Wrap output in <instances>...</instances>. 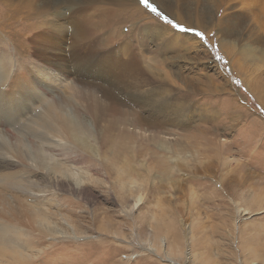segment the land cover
<instances>
[{"label": "rangeland", "instance_id": "rangeland-1", "mask_svg": "<svg viewBox=\"0 0 264 264\" xmlns=\"http://www.w3.org/2000/svg\"><path fill=\"white\" fill-rule=\"evenodd\" d=\"M185 1L216 19H179L170 0H117L67 19L14 16L0 3V50L16 71L61 77L58 92L43 83L44 97L71 96L67 110L100 153L74 150L75 167L93 179L84 198L54 195L60 233L35 237L43 250L11 264H264V52L251 60L246 41L224 38L227 20L212 0ZM238 21L241 33L255 28L247 15ZM121 116L135 122L121 144L136 185L102 166L110 144L99 134Z\"/></svg>", "mask_w": 264, "mask_h": 264}, {"label": "bare ground", "instance_id": "bare-ground-1", "mask_svg": "<svg viewBox=\"0 0 264 264\" xmlns=\"http://www.w3.org/2000/svg\"><path fill=\"white\" fill-rule=\"evenodd\" d=\"M212 1L215 3V13L222 11L224 19L230 24L228 26L223 21L221 33L224 38H233V41L240 43L246 41L249 45L248 53L251 60L255 59V52H264V0H260L261 6L256 3L257 0ZM111 2L114 5L117 0H0L5 9L8 10L10 7L14 16L33 11L43 17L44 13L51 11L57 19L74 17L75 11L87 12L94 9L96 5H108ZM167 8L179 19L195 21L196 26H203V24L207 26L213 23L217 16L215 14L209 16L202 11L199 13L185 0H170ZM243 15L256 20L254 30L248 35L237 29L241 25L237 20ZM51 26L56 25L51 24ZM94 30L96 29L89 27L90 35L94 33ZM1 32H3L2 29ZM3 37L2 42L8 44L5 41V35ZM14 68L15 62L12 57L0 50V264L27 260L29 253L43 250V248L35 250L40 246V242H34L35 237L52 239L60 233L61 220L58 219L57 210L61 209V205L54 202L55 199H52L54 195L69 192L72 196L84 198L85 184L93 179L88 175L90 171L81 172L79 164V168L75 167L77 160L72 156L74 150H80L90 158L100 157L96 144L91 143L90 131L83 122H80L81 120H77L78 116L76 119V115L67 110L71 107L72 97L68 96L59 103L51 102L44 97L50 89L47 91L43 83L49 80L50 86L53 87L50 92L53 89L58 92L57 87L63 85L58 80L60 76L36 71V76L30 77L28 71L29 75L25 72L24 66L23 70L20 68L16 71ZM262 85L264 86V81ZM91 110L95 111L99 108L94 104ZM120 120L121 122L115 120V122H106L107 131L102 135L99 134V137H102L100 140L103 146L106 141L110 144L108 154L101 157L102 166L106 172H113L122 186L136 185L138 177L134 169L130 170L123 164V143L121 144L122 137L125 135L124 130L128 125L135 126V122H123L122 116ZM116 137H119L120 142ZM113 141H115L114 145ZM66 146L68 148H65ZM59 148L61 151L58 150ZM60 152L63 155H58L62 157V160L57 156ZM44 183L47 185L44 186ZM69 198L64 199V202L74 205L75 203ZM67 206L70 208L69 205ZM35 233L37 235L33 238Z\"/></svg>", "mask_w": 264, "mask_h": 264}, {"label": "snow or ice", "instance_id": "snow-or-ice-1", "mask_svg": "<svg viewBox=\"0 0 264 264\" xmlns=\"http://www.w3.org/2000/svg\"><path fill=\"white\" fill-rule=\"evenodd\" d=\"M153 11H155V9H153Z\"/></svg>", "mask_w": 264, "mask_h": 264}]
</instances>
